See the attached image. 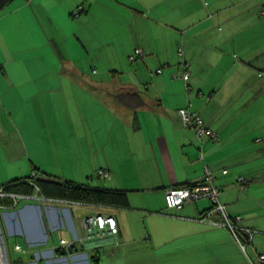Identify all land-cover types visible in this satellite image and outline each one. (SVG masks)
<instances>
[{"label": "crops", "instance_id": "0c3cea01", "mask_svg": "<svg viewBox=\"0 0 264 264\" xmlns=\"http://www.w3.org/2000/svg\"><path fill=\"white\" fill-rule=\"evenodd\" d=\"M263 8L264 0L3 6L0 188L50 179L121 190L126 200L94 204L38 185L30 194L4 188L14 196L0 198L8 205L0 209V264L255 261L264 251V108L256 111L264 103ZM137 47L143 55L127 60ZM122 91L139 97L136 107L118 99ZM188 103L218 140L184 124L178 109ZM206 165L231 215L254 231L245 250L227 226L197 220L209 198L166 206V188L194 183ZM92 213L112 215L118 232L89 239L83 219Z\"/></svg>", "mask_w": 264, "mask_h": 264}, {"label": "built area", "instance_id": "2783aa9c", "mask_svg": "<svg viewBox=\"0 0 264 264\" xmlns=\"http://www.w3.org/2000/svg\"><path fill=\"white\" fill-rule=\"evenodd\" d=\"M82 9V5H78L77 9L74 11L75 15L79 14ZM264 12V8H263ZM181 52V50H180ZM143 55L141 48H135L134 52L129 55V60L131 62L136 61L139 57ZM183 63V74L182 78L187 81L190 77V71L188 70V63L182 61ZM155 72H162V67H158ZM153 72H151L152 74ZM188 103L184 107H180L178 112L185 125L191 126L195 129L196 134L199 138L209 137L213 140H218V135L214 130L209 128L204 121L201 114L196 113L190 107ZM225 172L227 170H224ZM99 173L104 177H110V172L105 169H100ZM34 175V173H33ZM242 184L246 183L245 177H240ZM19 195V194H18ZM4 196H14L13 193L0 188V198ZM21 197H28L29 195H19ZM45 198V197H44ZM202 198H209L212 202L210 209L205 211L202 215L197 216V220L202 222H208L214 225H224L227 226L236 241L240 244L243 250L246 249L247 243L250 236L254 233L253 230L243 227L237 223L240 219L239 216H233L229 212L227 206L220 199V189L214 182V175L208 165L205 166L203 176L189 185L182 186H172L165 190V201L168 208L181 209L186 203H193ZM8 205L2 204L0 202V209H6ZM214 213H217L220 218H213ZM1 215V214H0ZM2 217V216H1ZM83 222L86 226L87 237L89 239L99 238L104 236L106 233L116 234L118 232V226L115 218L112 215L102 214V213H92L84 217ZM248 235V239L244 240L242 234ZM63 241V240H61ZM15 248L20 249L18 245ZM251 264H264V251L258 252L256 255V260L251 261Z\"/></svg>", "mask_w": 264, "mask_h": 264}, {"label": "trees", "instance_id": "16d2710c", "mask_svg": "<svg viewBox=\"0 0 264 264\" xmlns=\"http://www.w3.org/2000/svg\"><path fill=\"white\" fill-rule=\"evenodd\" d=\"M10 0H0V10L5 6ZM80 5V4H79ZM82 9L79 11L82 12L84 9L83 3H81ZM74 14V13H73ZM31 178H36V175H31ZM30 180V179H29ZM27 179L13 181L11 183L5 184L4 188H11L12 190L22 191L23 193H32L34 192V187L39 186L40 190L44 194H52L54 197L66 198L72 200H79L84 203H94V204H105V203H125L126 192L121 190H112L108 188L100 187H91L83 184H76L73 182H60L57 180H47V179H38L36 178V183L33 180L31 183ZM14 186H23L26 189L13 187ZM49 196V195H48ZM3 231L5 230L2 226Z\"/></svg>", "mask_w": 264, "mask_h": 264}, {"label": "water", "instance_id": "95a60500", "mask_svg": "<svg viewBox=\"0 0 264 264\" xmlns=\"http://www.w3.org/2000/svg\"><path fill=\"white\" fill-rule=\"evenodd\" d=\"M118 99L127 106L136 107L139 102V97L134 92L122 91L116 95Z\"/></svg>", "mask_w": 264, "mask_h": 264}, {"label": "rangeland", "instance_id": "374dc122", "mask_svg": "<svg viewBox=\"0 0 264 264\" xmlns=\"http://www.w3.org/2000/svg\"><path fill=\"white\" fill-rule=\"evenodd\" d=\"M74 16H77V15H75V14H73ZM126 59H127V57H126ZM127 60H129V57H128V59ZM264 108V103H262L261 105H259V107H258V109H256V111L260 114V115H262V109ZM261 123H264V121H262ZM260 155L262 156V157H264V148L260 151ZM102 181H104V180H102Z\"/></svg>", "mask_w": 264, "mask_h": 264}]
</instances>
